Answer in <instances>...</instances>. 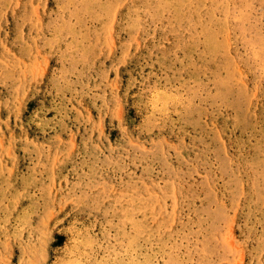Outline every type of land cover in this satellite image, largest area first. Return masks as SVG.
I'll return each mask as SVG.
<instances>
[{"label": "rangeland", "instance_id": "374dc122", "mask_svg": "<svg viewBox=\"0 0 264 264\" xmlns=\"http://www.w3.org/2000/svg\"><path fill=\"white\" fill-rule=\"evenodd\" d=\"M0 264H264V0H0Z\"/></svg>", "mask_w": 264, "mask_h": 264}, {"label": "bare ground", "instance_id": "6f19581e", "mask_svg": "<svg viewBox=\"0 0 264 264\" xmlns=\"http://www.w3.org/2000/svg\"><path fill=\"white\" fill-rule=\"evenodd\" d=\"M67 10V9H66ZM202 10V9H201ZM192 12V11H191ZM197 28V27H196ZM227 61V60H226ZM262 78V77H261ZM233 79V78H232Z\"/></svg>", "mask_w": 264, "mask_h": 264}]
</instances>
